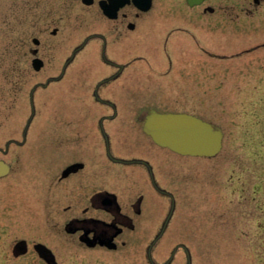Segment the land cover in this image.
<instances>
[{
    "label": "flooded vegetation",
    "instance_id": "af4514ba",
    "mask_svg": "<svg viewBox=\"0 0 264 264\" xmlns=\"http://www.w3.org/2000/svg\"><path fill=\"white\" fill-rule=\"evenodd\" d=\"M227 1L0 0V32L11 33V41H0V162L8 167L0 176V248L14 264H61L68 240L105 252L136 246L127 233L138 224L145 231V193L171 205L156 173L160 159L147 157L164 148L142 129L150 111H169L147 104L136 110L128 97L160 85L144 73L171 80V68L186 56L181 43L196 47L198 31L207 36L208 26L219 27L212 18L225 22L216 12ZM77 31L85 34L69 46L68 33ZM75 63L109 70L92 90L95 104H83V93L65 96L67 69ZM54 85H62V94L51 106ZM116 93L128 102L116 103ZM136 133L150 149L116 151ZM146 238L141 233L137 240L146 245Z\"/></svg>",
    "mask_w": 264,
    "mask_h": 264
},
{
    "label": "rangeland",
    "instance_id": "374dc122",
    "mask_svg": "<svg viewBox=\"0 0 264 264\" xmlns=\"http://www.w3.org/2000/svg\"><path fill=\"white\" fill-rule=\"evenodd\" d=\"M225 4L223 8L228 6L231 11L222 8L216 12L225 22L212 18L210 24L219 27L210 30L208 26L207 36L200 37L197 30L196 47L181 43L186 56L171 68L167 78L171 80L144 73L160 85L150 83L143 96L128 97L130 104L137 105L136 110L147 104L158 110L189 113L218 126L224 136L221 151L211 158L180 156L159 148L147 153V157L160 159L156 173L175 200L166 230L152 250L157 264H164L177 245L189 250L191 264H264V0L258 4L228 0ZM77 34L85 33L69 32V46L79 39ZM0 41H11V33L0 32ZM200 42L208 54L201 52ZM5 71L9 74L10 67ZM108 72L102 65L71 64L64 81L65 96L74 100L76 93H83V104H95L92 90ZM137 72V78H143ZM61 88H50L48 93L54 100L49 105L60 104ZM112 98L118 104L128 102L117 93ZM137 127L141 133L140 123ZM137 134L126 140L124 149L116 144V151L136 154L141 147L150 149L149 140ZM46 153L45 147L37 150L39 157ZM145 195V231L138 224L127 233V238L136 239V246L105 252L80 248L68 240L59 251V262L150 264L144 259L146 245L160 231L170 204L167 198L150 192ZM141 233L147 234L146 245L137 240ZM1 249L5 248H0V264H14L7 250L3 253ZM171 264H186L182 249Z\"/></svg>",
    "mask_w": 264,
    "mask_h": 264
},
{
    "label": "water",
    "instance_id": "95a60500",
    "mask_svg": "<svg viewBox=\"0 0 264 264\" xmlns=\"http://www.w3.org/2000/svg\"><path fill=\"white\" fill-rule=\"evenodd\" d=\"M200 1L187 0L190 5ZM143 131L157 145L183 156L210 158L216 156L222 149L223 133L221 129L188 114H159L155 111H150L144 119ZM7 171L8 167L0 162V176L6 174ZM171 198L172 203L169 213L159 233L147 250L151 264H154L151 259L152 247L164 234L174 210V200L173 197ZM178 247L184 250L187 264H191L189 251L184 245L176 246L165 264H170Z\"/></svg>",
    "mask_w": 264,
    "mask_h": 264
}]
</instances>
